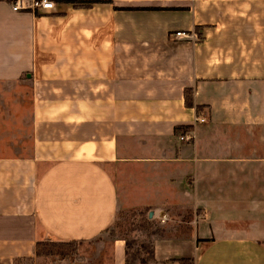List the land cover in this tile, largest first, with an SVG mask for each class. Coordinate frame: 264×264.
I'll return each mask as SVG.
<instances>
[{"label":"crops","instance_id":"1","mask_svg":"<svg viewBox=\"0 0 264 264\" xmlns=\"http://www.w3.org/2000/svg\"><path fill=\"white\" fill-rule=\"evenodd\" d=\"M52 1L0 0V264L128 212L107 264H264V0Z\"/></svg>","mask_w":264,"mask_h":264},{"label":"rangeland","instance_id":"2","mask_svg":"<svg viewBox=\"0 0 264 264\" xmlns=\"http://www.w3.org/2000/svg\"><path fill=\"white\" fill-rule=\"evenodd\" d=\"M20 109H18L19 117ZM125 217L122 220H118L116 225H114L110 230L106 231L102 236L97 238L95 241L90 243L85 242L81 246L78 245V248H82V251H78L76 255H70L66 257L62 256H54V255H41V260L39 264H92L90 263L93 258L99 253V249L102 247L101 251V259L102 263H106V259H108V247L110 245V241L116 236H124L126 237L128 246L132 249L129 250L130 253H139L137 250L143 244L145 249H148L149 243L147 239H136L135 236L138 234L146 235L145 230H147L145 224L141 222V217L138 216L136 212H128L124 214ZM144 230V231H143ZM140 233H137V232ZM82 252V253H81ZM141 254V252H140ZM43 256V257H42ZM98 262H95L97 264ZM17 264H33V262L28 260L19 261ZM99 264V263H98Z\"/></svg>","mask_w":264,"mask_h":264},{"label":"trees","instance_id":"3","mask_svg":"<svg viewBox=\"0 0 264 264\" xmlns=\"http://www.w3.org/2000/svg\"><path fill=\"white\" fill-rule=\"evenodd\" d=\"M74 2V1H73ZM89 4L91 1H75L74 4ZM125 9H160V8H125ZM184 99L185 104L187 106H192V90L190 88H186L184 91ZM79 240L72 241H52V240H38L36 243V254L37 255H54V256H70L76 255L78 252ZM126 255L128 254L130 261L139 260L141 262L150 261L152 259V251H146V254L138 253H130L128 243L126 242ZM141 247H144L142 244ZM180 264H194V260L192 258H181L178 260Z\"/></svg>","mask_w":264,"mask_h":264},{"label":"built area","instance_id":"4","mask_svg":"<svg viewBox=\"0 0 264 264\" xmlns=\"http://www.w3.org/2000/svg\"><path fill=\"white\" fill-rule=\"evenodd\" d=\"M53 7V1L52 0H31L30 3L25 2L24 0H15L14 4L12 5V10H34L37 8L41 9H50ZM176 37H182V38H192L193 35L186 31H176L174 33ZM206 116L203 114H198L194 118L195 123H204L206 121ZM194 135H186L182 134L179 136L180 140H191L193 139ZM167 219L166 215L162 216V221H165Z\"/></svg>","mask_w":264,"mask_h":264}]
</instances>
